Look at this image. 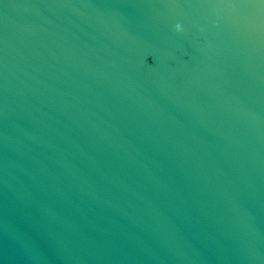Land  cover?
Segmentation results:
<instances>
[{"label":"water","instance_id":"95a60500","mask_svg":"<svg viewBox=\"0 0 264 264\" xmlns=\"http://www.w3.org/2000/svg\"><path fill=\"white\" fill-rule=\"evenodd\" d=\"M0 264H264L261 0H0Z\"/></svg>","mask_w":264,"mask_h":264},{"label":"clouds","instance_id":"9594fccd","mask_svg":"<svg viewBox=\"0 0 264 264\" xmlns=\"http://www.w3.org/2000/svg\"><path fill=\"white\" fill-rule=\"evenodd\" d=\"M174 31L178 32V33H182L185 31V26L183 23L181 22H176L174 25Z\"/></svg>","mask_w":264,"mask_h":264},{"label":"snow or ice","instance_id":"6c2138e0","mask_svg":"<svg viewBox=\"0 0 264 264\" xmlns=\"http://www.w3.org/2000/svg\"><path fill=\"white\" fill-rule=\"evenodd\" d=\"M261 3L264 4V0H261Z\"/></svg>","mask_w":264,"mask_h":264}]
</instances>
